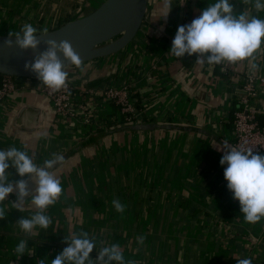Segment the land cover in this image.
Instances as JSON below:
<instances>
[{"label":"crops","instance_id":"1","mask_svg":"<svg viewBox=\"0 0 264 264\" xmlns=\"http://www.w3.org/2000/svg\"><path fill=\"white\" fill-rule=\"evenodd\" d=\"M103 1L0 0V33L20 31L26 22L48 29L92 12ZM215 2L171 0L169 8L165 0H150L138 34L125 49L84 62L83 71L74 65L67 68L74 117L57 114L38 78L19 81L0 101V149L27 150L38 166L53 153L67 155L50 170L61 180L63 191L45 213L51 217L47 229L36 226L25 233L17 223L37 211L31 195L23 211L13 204L15 193L0 205L7 213L0 219V264H51L67 247L66 238L81 232L95 238L97 247L90 254L94 264L100 248L112 244L119 245L131 264L264 261V218L256 223L244 220L239 201L227 188V165L220 164L223 146L192 132L123 130L138 121L192 124L234 147L232 115L245 76L264 72V43L254 58L235 63L208 64L205 56L201 64L197 54L186 62L185 56L170 52L178 27L190 24ZM231 2L234 14L264 19L255 0ZM252 63L258 67L253 69ZM107 86L126 88L138 99L142 107L134 122L124 123L115 103L87 92ZM253 102L264 123V90ZM12 179H21L15 168L9 169ZM23 179L34 194L36 180ZM117 199L123 212L112 203ZM21 241H26L22 255L16 251Z\"/></svg>","mask_w":264,"mask_h":264},{"label":"clouds","instance_id":"2","mask_svg":"<svg viewBox=\"0 0 264 264\" xmlns=\"http://www.w3.org/2000/svg\"><path fill=\"white\" fill-rule=\"evenodd\" d=\"M245 2L249 3L251 0ZM165 3L171 8V0H165ZM255 8L257 11L264 10V0H255ZM38 32L47 33L48 29L38 30L26 22L20 31H9V39L5 43L12 47V37H15V44L21 49H35L40 43ZM47 43L50 46L48 50L34 62H26L24 67L25 70L37 73L38 79L45 86L59 91L67 86L69 72L58 52L81 71L85 65L69 41L58 42L49 39ZM262 43L264 19L249 18L247 13L236 15L231 0H216L215 3L208 4L190 24L178 27L170 52L177 58H182L185 54H197L196 62L201 64L205 62V56L208 64H221L225 61L235 63L254 58ZM251 67L256 69L258 66L252 63ZM224 148L220 164L227 165L224 169V178L228 181L227 188L232 192L233 199L239 201L244 220L256 223L264 218V155L254 153L253 148L229 147L227 143ZM63 159L62 155L53 153L52 158L46 159L43 166H38L27 150L14 146L7 150L0 149V205L8 199L9 194L15 193L17 199L13 204L18 210L23 211L24 202L30 195L31 202L37 209L30 218H21L17 222L25 233H31L36 226L45 229L49 227L51 217L45 213L50 205L56 203L63 191L61 180L50 170ZM11 168H15L21 179L9 180ZM25 176L36 180L34 194L30 191L28 181L23 179ZM112 203L118 212L125 210L118 199ZM6 216L5 208L0 206V219ZM66 239L67 247L55 259H51V264H94L90 258L93 249L97 247L94 237L89 238L87 232H81ZM25 248L26 241H21L16 251L22 255ZM113 261L118 264H131L125 261L118 244L100 248L96 258L97 264H111ZM237 264H252V261L246 258L239 260Z\"/></svg>","mask_w":264,"mask_h":264},{"label":"water","instance_id":"3","mask_svg":"<svg viewBox=\"0 0 264 264\" xmlns=\"http://www.w3.org/2000/svg\"><path fill=\"white\" fill-rule=\"evenodd\" d=\"M150 0H104L92 12L74 20L63 23L58 28L48 30L47 33L39 32L40 40L35 48L21 49L15 44L9 47L5 41L8 34L0 33V74L21 78H38V74L25 70V63L34 62L43 52L50 47L47 41L55 39L69 41L74 50L80 55L83 62L111 56L125 49L138 34L145 19ZM66 67L73 66L58 52ZM120 129V128H119ZM118 128L112 129L116 132ZM126 131H172L192 132L211 138L221 146L225 142L214 132L200 126L184 123L162 121H138L123 128ZM91 141V138L88 140ZM87 141L77 145L70 153L78 151L85 146ZM229 146V143H227ZM64 159L67 155H63ZM63 159V160H64Z\"/></svg>","mask_w":264,"mask_h":264},{"label":"built area","instance_id":"4","mask_svg":"<svg viewBox=\"0 0 264 264\" xmlns=\"http://www.w3.org/2000/svg\"><path fill=\"white\" fill-rule=\"evenodd\" d=\"M54 24L53 26H55ZM51 26V27H53ZM24 78L3 75L0 77V101L9 96L17 89V84ZM50 98V101L57 112L63 118L76 116L74 113L75 98L73 94V85L67 80V86L54 91L44 84L40 87ZM264 90V72L248 73L242 83V93L239 96V106L235 111L234 142L233 146L237 148H253L254 153L264 155V124L259 119L257 108L254 106V98H257ZM87 92L92 97H105L115 103L123 114V120L132 123L138 116V99L129 94L126 88L103 87L100 89H89ZM86 106L88 104H85ZM85 106V109L87 108ZM87 121L90 116L87 117Z\"/></svg>","mask_w":264,"mask_h":264},{"label":"trees","instance_id":"5","mask_svg":"<svg viewBox=\"0 0 264 264\" xmlns=\"http://www.w3.org/2000/svg\"><path fill=\"white\" fill-rule=\"evenodd\" d=\"M77 17H72V18H69L68 20H63V21H60V22H58L55 26H53V27H50V28H48V30H52V29H55V28H58L59 26H61L63 23H65V22H68V21H71V20H74V19H76ZM39 33V32H38ZM189 55H187V54H185V61L186 62H188V59H189ZM2 76V74H0V77ZM137 107L138 108H141L142 106L140 105V103L139 102H137ZM235 114V113H234ZM232 118H233V120H234V115H232ZM260 118V117H259ZM124 123H128V121H123ZM261 123L262 124H264L262 121H261ZM242 258H230L228 261H227V263L226 264H237V262L239 261V260H241ZM251 261H252V264H264V261H262V260H253V259H251Z\"/></svg>","mask_w":264,"mask_h":264}]
</instances>
